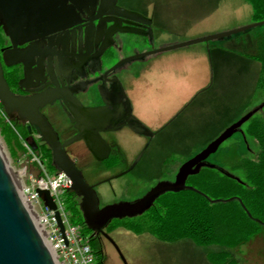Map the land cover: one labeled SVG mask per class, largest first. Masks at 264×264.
I'll use <instances>...</instances> for the list:
<instances>
[{"label": "flooded vegetation", "instance_id": "flooded-vegetation-1", "mask_svg": "<svg viewBox=\"0 0 264 264\" xmlns=\"http://www.w3.org/2000/svg\"><path fill=\"white\" fill-rule=\"evenodd\" d=\"M19 1L7 20L10 25L46 26L15 39L19 59L9 57L5 64L3 53L14 46L0 20L3 79L14 97L52 95L36 113L92 189L97 207L134 201L156 183L173 182L180 164L194 154L188 150L191 112L205 100L186 99L187 82L182 77L164 74L156 79V67L146 60L160 53L146 52L177 44L165 40L175 33L165 20L167 0ZM139 54L146 55L129 59ZM8 116L16 133L25 130L32 152L51 155V145L35 124L15 112ZM93 133L99 142L95 154L87 145ZM101 147L106 151L97 149ZM138 185L146 187L130 195ZM74 197L80 211L81 197L75 192ZM106 224L102 230L108 236ZM103 232L89 229L87 234L94 251L101 254V264L111 244Z\"/></svg>", "mask_w": 264, "mask_h": 264}, {"label": "rangeland", "instance_id": "rangeland-1", "mask_svg": "<svg viewBox=\"0 0 264 264\" xmlns=\"http://www.w3.org/2000/svg\"><path fill=\"white\" fill-rule=\"evenodd\" d=\"M166 3V24L175 31L173 35L165 37L170 43L201 40L253 23L251 9L244 0H167ZM261 27L259 25L217 39L189 43L146 57L156 67V79L164 74L171 78L182 77L187 82L186 99L205 100V104L192 108L190 154L200 151L248 112L257 110L256 113L260 115L264 112V91L254 89L256 64L243 55L251 47ZM208 92L215 93V97L211 98ZM0 121L6 126L0 129V148L16 182L13 170L26 164L29 157L19 146V143L23 145V139L17 137L9 116H0ZM245 126L244 122L222 140L215 151L206 156L204 163L243 179L242 170L232 168L231 163L239 157L254 158L258 151L255 140L244 133ZM17 159L22 162H17ZM45 170L49 174L52 172L46 165ZM111 182L116 183L115 180ZM145 187L136 186L130 195L141 193ZM68 220L76 223L71 212L68 213ZM108 236L115 242L125 264H212L205 254L218 249L214 244L198 245L182 239L176 249L160 250L161 245L155 237L146 233L135 234L125 228L111 229ZM106 253L105 264H123L112 244L108 245ZM235 258L242 264H264V224L238 248Z\"/></svg>", "mask_w": 264, "mask_h": 264}, {"label": "trees", "instance_id": "trees-1", "mask_svg": "<svg viewBox=\"0 0 264 264\" xmlns=\"http://www.w3.org/2000/svg\"><path fill=\"white\" fill-rule=\"evenodd\" d=\"M244 1L251 9L253 22L264 20V0ZM243 55L256 64L254 89L264 91V25ZM256 112L246 120L244 133L255 140L257 154L254 158L239 157L231 163L232 168L242 170L243 179L211 164L201 166L186 176L187 187L161 193L146 210L135 216L112 218L105 231L125 228L135 234H149L163 243L186 238L198 245L214 244L218 249L206 252L209 262L242 264L235 258L238 248L264 224V112L261 115ZM0 126V129L6 128L1 121ZM18 136L24 140L25 130L17 131ZM19 146L24 149L21 143ZM37 154L49 170L57 169L51 155L42 151ZM64 198L67 200L65 208L87 235L89 229L82 221L74 192L70 189ZM89 244L96 254L95 264H101V254L94 251L95 246L90 241Z\"/></svg>", "mask_w": 264, "mask_h": 264}, {"label": "water", "instance_id": "water-1", "mask_svg": "<svg viewBox=\"0 0 264 264\" xmlns=\"http://www.w3.org/2000/svg\"><path fill=\"white\" fill-rule=\"evenodd\" d=\"M19 0H0V20L2 22V30L4 34L11 40L14 48L8 52L3 53V60L5 64H9V57L18 60L19 51L15 49L16 44L15 39L18 37H24L33 35L37 30L43 29L39 26H22V25H10L7 20L12 16L13 12H16V7L19 6ZM259 25H264V20H259V22H253L245 27L232 30L231 32L217 34L213 37L202 38L201 40L189 41L188 43H177L170 45L165 48H160L158 50L149 51L147 53H156L162 50H171L176 47L188 45L193 42L206 41L208 39L226 36L231 33L245 31V29L258 27ZM146 54H139L132 56L129 59L142 57ZM52 100L51 94H42L38 96H33V98L24 97H14L9 91L5 80L3 79L0 65V106L4 115L11 112H15L19 119H25L31 124H35L39 128L40 135L42 139L47 141L51 145V155L53 162L57 169H60L69 178L71 183V189L74 190L76 195H80V211H82L84 224L91 230H100L103 232L102 228L109 221L110 218H123V216H134L137 215L147 207L150 206L154 198H156L160 193L166 190L179 191L185 187L184 181L188 174H193L201 166L206 165L204 159L206 156L215 151L217 146L222 140L230 136L236 128L241 124L246 122L248 117L253 112H248L240 119L234 122V124L225 128L221 131L218 136L210 140L200 151L193 154L192 157L182 162L175 174L173 182H159L153 185L143 196L137 198L134 201L122 200L120 202H113L97 207L96 197L93 194L92 189L86 185L81 176L79 175L77 169H75L67 157L60 148V145L55 141L54 134L51 129L47 127L43 118L36 113V107L41 106L48 101ZM73 113L72 108L69 109ZM93 111V110H91ZM91 111H82L83 113L91 114ZM74 114V113H73ZM79 135V134H78ZM77 136H72L67 139L66 142L73 141ZM87 145L91 152L95 154L96 148L95 144H99L98 139L95 137L94 133L92 137L89 138ZM100 150H105L106 148H97ZM15 173V172H14ZM36 192L44 200V203L51 209L54 208L53 201L48 195L46 189L36 188ZM55 212L57 225L60 227V231H63V226H61L58 212ZM104 233V232H103ZM105 237L114 246L116 253L119 254L120 259L123 264H125L124 258L119 252L113 239L108 237L104 233ZM0 264H56L54 257L50 254L48 248L46 247L44 241H42L41 236L37 228L27 212L22 199H20L18 193V185L13 180V175L9 171L8 166H6L3 158L0 156Z\"/></svg>", "mask_w": 264, "mask_h": 264}, {"label": "built area", "instance_id": "built-area-1", "mask_svg": "<svg viewBox=\"0 0 264 264\" xmlns=\"http://www.w3.org/2000/svg\"><path fill=\"white\" fill-rule=\"evenodd\" d=\"M0 116L5 117L0 107ZM29 159L15 172L20 199L40 233L56 264H95L96 254L90 247L82 226L68 220L65 208V193L71 189L69 178L60 169L50 174L45 170L44 161L32 152L25 140H22ZM17 162H22L19 159ZM46 189L53 201L54 208H49L36 192V188ZM58 212L63 231L57 225L55 212ZM35 219V220H34Z\"/></svg>", "mask_w": 264, "mask_h": 264}, {"label": "crops", "instance_id": "crops-1", "mask_svg": "<svg viewBox=\"0 0 264 264\" xmlns=\"http://www.w3.org/2000/svg\"><path fill=\"white\" fill-rule=\"evenodd\" d=\"M149 235V234H148ZM150 236V235H149ZM152 237V236H151ZM156 239V238H155ZM182 239H186V238H181V240ZM157 240V239H156ZM181 240H176V241H172V242H167V243H163V242H160V241H158L157 240V242H159L160 243V250H165V249H176L178 246H180L181 245ZM189 240V239H188ZM191 241V240H190ZM192 242V241H191ZM193 243V242H192ZM194 244V243H193ZM196 244V243H195ZM184 246H186V245H184ZM205 256H206V254H205ZM207 259V258H206ZM208 261V260H207ZM209 262V261H208ZM210 263V262H209ZM212 263V262H211ZM212 264H214V263H212Z\"/></svg>", "mask_w": 264, "mask_h": 264}, {"label": "bare ground", "instance_id": "bare-ground-1", "mask_svg": "<svg viewBox=\"0 0 264 264\" xmlns=\"http://www.w3.org/2000/svg\"><path fill=\"white\" fill-rule=\"evenodd\" d=\"M0 156L3 158V160H4V162H5V164H6V166H7V158L3 155V153H2V151H1V148H0ZM16 179V178H15ZM14 180V179H13ZM18 183H17V181H16V185H17ZM35 220V219H34Z\"/></svg>", "mask_w": 264, "mask_h": 264}]
</instances>
